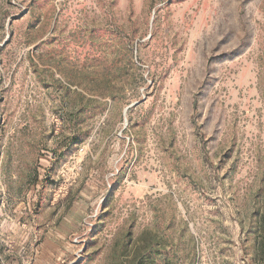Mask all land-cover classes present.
<instances>
[{
    "label": "rangeland",
    "instance_id": "374dc122",
    "mask_svg": "<svg viewBox=\"0 0 264 264\" xmlns=\"http://www.w3.org/2000/svg\"><path fill=\"white\" fill-rule=\"evenodd\" d=\"M0 264H264V0H0Z\"/></svg>",
    "mask_w": 264,
    "mask_h": 264
}]
</instances>
